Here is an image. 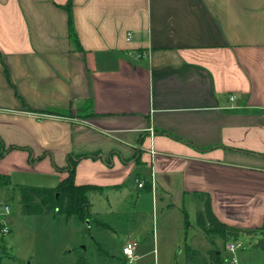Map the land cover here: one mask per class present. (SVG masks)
Instances as JSON below:
<instances>
[{
  "label": "crops",
  "instance_id": "crops-1",
  "mask_svg": "<svg viewBox=\"0 0 264 264\" xmlns=\"http://www.w3.org/2000/svg\"><path fill=\"white\" fill-rule=\"evenodd\" d=\"M68 1L0 0V187L72 156L79 185L264 227V0H71L78 43Z\"/></svg>",
  "mask_w": 264,
  "mask_h": 264
},
{
  "label": "rangeland",
  "instance_id": "rangeland-1",
  "mask_svg": "<svg viewBox=\"0 0 264 264\" xmlns=\"http://www.w3.org/2000/svg\"><path fill=\"white\" fill-rule=\"evenodd\" d=\"M31 163L32 156L30 167ZM25 181V185L58 184L57 178L33 174ZM15 185L0 187V212L11 229L10 233L0 232V264H80L81 256L88 264H187V244L201 251L215 248L197 223L198 198L185 205L186 216L181 207L138 189L133 180L122 191L107 188L102 194L89 193L91 214L78 220L62 214H22ZM214 239L224 249L222 238ZM262 239L260 235H240L244 248L235 252V264H258L264 253ZM132 240L139 245L137 256L129 260L123 248Z\"/></svg>",
  "mask_w": 264,
  "mask_h": 264
},
{
  "label": "trees",
  "instance_id": "trees-1",
  "mask_svg": "<svg viewBox=\"0 0 264 264\" xmlns=\"http://www.w3.org/2000/svg\"><path fill=\"white\" fill-rule=\"evenodd\" d=\"M65 7L66 10H68L69 36L72 42L78 43V36H76L72 17L71 0L68 1ZM3 154L4 151L0 150V157H2ZM81 158L82 157H78V159ZM75 164L76 159L71 156L68 159L67 167L70 170L69 176L64 180L59 181L57 186H37L31 184L18 185L17 191L22 214H52L54 216L62 214L66 219L77 217L78 220L88 217V215L91 214L89 193L97 192L102 194L106 188L102 185H79L75 183ZM1 181L8 184L10 183V177L8 175L0 174V182ZM146 181L144 183V188L150 191L152 182L148 179ZM194 194L203 202L204 208L197 213V223H199L200 229L206 234V237L211 243H215V236L221 237L225 243L230 240H238L240 235H260L264 238V227L246 229L222 222L217 218L213 211L211 195L205 192ZM186 224L188 223L186 222ZM2 227L3 224L0 222V230ZM261 242L264 243V240L262 239ZM185 253L187 254V264H228V256H225L223 252L217 248L208 249L203 253L187 244L185 246ZM79 263L88 264L84 256L79 257Z\"/></svg>",
  "mask_w": 264,
  "mask_h": 264
},
{
  "label": "built area",
  "instance_id": "built-area-1",
  "mask_svg": "<svg viewBox=\"0 0 264 264\" xmlns=\"http://www.w3.org/2000/svg\"><path fill=\"white\" fill-rule=\"evenodd\" d=\"M235 97H236V95H231L230 101L234 100ZM136 181L138 182V186L140 188L144 187V183H145L144 181L138 180V179H136ZM153 185H154V182L152 183V187H153ZM4 209L6 212H8L9 206L6 205ZM3 215L4 214H2L0 216H3ZM2 224H3V227L1 228V232L3 234L10 233L11 229H9V227L6 226L3 222H2ZM263 240H264V238H263ZM138 245H139V243L136 240H132V242H128V244L123 248V254L126 255L129 260H133V258H135L137 256V254H135V251H136ZM241 248H244V244L239 239L235 240V241L230 240L226 243V250L233 255H235V252H237V250H239ZM232 260H233L234 264L237 263V261H238L235 257H233Z\"/></svg>",
  "mask_w": 264,
  "mask_h": 264
},
{
  "label": "water",
  "instance_id": "water-1",
  "mask_svg": "<svg viewBox=\"0 0 264 264\" xmlns=\"http://www.w3.org/2000/svg\"><path fill=\"white\" fill-rule=\"evenodd\" d=\"M87 224H88V222H87ZM84 249H85V247H84ZM29 264H31V263H29Z\"/></svg>",
  "mask_w": 264,
  "mask_h": 264
}]
</instances>
